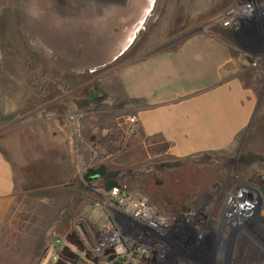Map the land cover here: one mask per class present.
<instances>
[{
  "label": "rangeland",
  "instance_id": "obj_1",
  "mask_svg": "<svg viewBox=\"0 0 264 264\" xmlns=\"http://www.w3.org/2000/svg\"><path fill=\"white\" fill-rule=\"evenodd\" d=\"M181 1L157 0L138 48L176 46L213 32L240 50L242 76L259 92L255 123L231 151L185 160L166 155L162 144L144 151L125 125L130 112L106 102V73L125 59H97L85 42L87 29L73 28L71 39L61 35L33 17V0H0V150L13 162L18 192V209L0 229V264H55L73 231L94 257L109 219L102 192L111 180L189 228L200 250L183 264H226L230 236V264H264V243L249 228H237L230 214L241 187L264 196V44L214 23L239 0H189L182 13ZM100 167L104 177L84 181L88 169Z\"/></svg>",
  "mask_w": 264,
  "mask_h": 264
},
{
  "label": "crops",
  "instance_id": "obj_2",
  "mask_svg": "<svg viewBox=\"0 0 264 264\" xmlns=\"http://www.w3.org/2000/svg\"><path fill=\"white\" fill-rule=\"evenodd\" d=\"M233 49L208 31L177 46L137 48L106 73V102L111 110L130 112L125 125L137 117L136 134L146 152L160 144L180 160L229 152L253 127L259 108L258 88L244 80L240 50ZM17 209L14 165L0 150V229Z\"/></svg>",
  "mask_w": 264,
  "mask_h": 264
},
{
  "label": "built area",
  "instance_id": "obj_3",
  "mask_svg": "<svg viewBox=\"0 0 264 264\" xmlns=\"http://www.w3.org/2000/svg\"><path fill=\"white\" fill-rule=\"evenodd\" d=\"M234 35L255 36L264 44V0H239L215 19ZM137 131L138 119L129 118ZM109 219L101 226L94 257L97 264H183L199 245L173 214H162L145 196L121 185L102 192ZM201 257V256H200Z\"/></svg>",
  "mask_w": 264,
  "mask_h": 264
},
{
  "label": "flooded vegetation",
  "instance_id": "obj_4",
  "mask_svg": "<svg viewBox=\"0 0 264 264\" xmlns=\"http://www.w3.org/2000/svg\"><path fill=\"white\" fill-rule=\"evenodd\" d=\"M151 2L152 0H33L32 6L38 11L33 15L34 18L46 21L52 27H59V31L63 33L61 35L65 34L69 39L77 33L70 32L73 28L87 29L89 36L85 42L89 43L90 50L95 52L97 59L118 62L125 54L141 45V36L151 22L157 0L153 7H150ZM188 2L189 0L181 1V13ZM239 190L236 196L239 195ZM263 209L264 196L260 194L247 204L236 203L230 214L234 215L237 228H249L264 243V217L261 216ZM234 239L230 236L225 244L226 264L231 263Z\"/></svg>",
  "mask_w": 264,
  "mask_h": 264
},
{
  "label": "trees",
  "instance_id": "obj_5",
  "mask_svg": "<svg viewBox=\"0 0 264 264\" xmlns=\"http://www.w3.org/2000/svg\"><path fill=\"white\" fill-rule=\"evenodd\" d=\"M88 93H90V91ZM94 98L96 97L93 96L90 98V100H93ZM39 105L40 103L36 105V108ZM9 118H13V117L11 116L5 118L3 117V119H9ZM0 121H2V118H0ZM105 174H106L105 167H100L98 169L90 168L87 170V174L84 176V181L87 183H91L92 181H94L99 177H104ZM117 186H119V184L116 181L111 180L107 183L105 189L108 191L111 188ZM82 187L84 188V186ZM65 240L68 246L64 247L59 252L58 259L55 264H97L98 263V260L92 256V253L87 251L85 242L81 239V237L77 232L73 231L66 233ZM48 249L49 248H47L46 251H48Z\"/></svg>",
  "mask_w": 264,
  "mask_h": 264
},
{
  "label": "water",
  "instance_id": "obj_6",
  "mask_svg": "<svg viewBox=\"0 0 264 264\" xmlns=\"http://www.w3.org/2000/svg\"><path fill=\"white\" fill-rule=\"evenodd\" d=\"M154 1L152 0L150 7L154 6ZM256 196H260V193L257 189L252 186L249 187H241L239 190V195L234 197L235 203L239 205L247 204L252 201Z\"/></svg>",
  "mask_w": 264,
  "mask_h": 264
}]
</instances>
